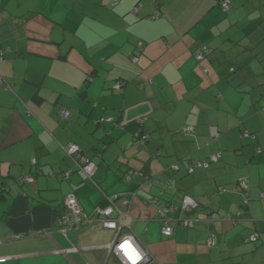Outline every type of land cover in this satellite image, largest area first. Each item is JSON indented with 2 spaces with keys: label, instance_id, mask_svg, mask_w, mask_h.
<instances>
[{
  "label": "crops",
  "instance_id": "obj_1",
  "mask_svg": "<svg viewBox=\"0 0 264 264\" xmlns=\"http://www.w3.org/2000/svg\"><path fill=\"white\" fill-rule=\"evenodd\" d=\"M223 1L0 0V264H122L117 236L157 264H264V0ZM71 196L118 230L58 228Z\"/></svg>",
  "mask_w": 264,
  "mask_h": 264
},
{
  "label": "built area",
  "instance_id": "obj_2",
  "mask_svg": "<svg viewBox=\"0 0 264 264\" xmlns=\"http://www.w3.org/2000/svg\"><path fill=\"white\" fill-rule=\"evenodd\" d=\"M224 11L230 10V2L228 0H224L221 5ZM199 60H203V55L200 53L197 55ZM134 61L137 62V58H134ZM234 71V69H232ZM6 85L9 88V85L0 77V87ZM122 84H117L115 89L120 91L122 89ZM222 99V96H219ZM60 116L64 120H69L70 112L67 109L60 110ZM113 121V119H111ZM145 120H142L141 123H144ZM184 134H194L195 129L193 127H186L183 129ZM249 136L248 134L245 135ZM148 136L143 135L141 137L142 142L146 141ZM67 155L72 158L75 163V168L77 171L82 173L86 177H92L95 171V165L86 157H84L76 145H69L65 149ZM221 155L216 154L211 157L208 162H193L188 167L189 173H194L199 168H207L211 163H216L219 161ZM37 162H34L36 164ZM178 170V167L175 168ZM35 180L34 176H30L26 178L24 182H32ZM238 191H248L249 187L246 181H240L237 184ZM222 191H225L224 188H221ZM112 202V201H110ZM65 209L64 213L58 217V228H80L83 226H100L107 228L109 230H118L120 219H115L114 214L116 213V207L111 203V205L98 207L94 213V215H88L85 213L81 204L76 196L68 197L65 201ZM159 211L164 220V228L163 235L165 237H171L174 233L173 227L170 226L169 221L170 218H167L166 213H173L177 208L174 206L166 207L159 206ZM199 204L190 197H185L182 200L180 205V210L184 213L195 212L198 210ZM183 226L186 228L192 229L194 228V221L192 219H185L182 222ZM66 232V230H65ZM251 242H256L257 237L254 236L251 239ZM209 245H213V240L210 239L208 242ZM130 245V247H129ZM113 251L116 253L122 264H157L154 262L153 257L141 246L134 236L130 237H116L113 245ZM131 257V258H130ZM1 261V260H0Z\"/></svg>",
  "mask_w": 264,
  "mask_h": 264
},
{
  "label": "trees",
  "instance_id": "obj_3",
  "mask_svg": "<svg viewBox=\"0 0 264 264\" xmlns=\"http://www.w3.org/2000/svg\"><path fill=\"white\" fill-rule=\"evenodd\" d=\"M87 159H89V158H87ZM90 160V159H89ZM91 161V160H90ZM37 162V161H36ZM75 168V167H74ZM76 169V168H75ZM77 170V169H76ZM136 172H133V171H129V175H132V174H135ZM25 183V182H24ZM10 185H11V183H10ZM9 185V186H10ZM5 192H4V190H1L0 191V200H4L5 198H6V196H5V194H4ZM242 193H245V191H243ZM157 202H159V200H156ZM182 203V202H181ZM181 205V204H180ZM175 207V206H174ZM177 209L176 210H179L181 213H184V212H182L181 210H180V206L179 207H176ZM190 213H193V212H190ZM185 219H190V218H181L179 221H180V224L181 225H183L182 224V222H183V220H185Z\"/></svg>",
  "mask_w": 264,
  "mask_h": 264
},
{
  "label": "snow or ice",
  "instance_id": "obj_4",
  "mask_svg": "<svg viewBox=\"0 0 264 264\" xmlns=\"http://www.w3.org/2000/svg\"><path fill=\"white\" fill-rule=\"evenodd\" d=\"M129 247H130V245H129ZM131 258V257H130Z\"/></svg>",
  "mask_w": 264,
  "mask_h": 264
}]
</instances>
